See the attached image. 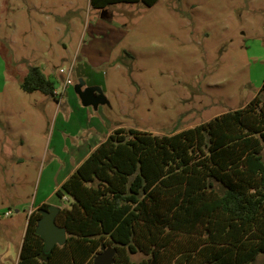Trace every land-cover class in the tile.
<instances>
[{
	"label": "rangeland",
	"instance_id": "374dc122",
	"mask_svg": "<svg viewBox=\"0 0 264 264\" xmlns=\"http://www.w3.org/2000/svg\"><path fill=\"white\" fill-rule=\"evenodd\" d=\"M101 17L121 27L122 40L102 68L115 74V125L172 133L244 106L264 83V0L106 9L90 0H0V264L17 263L27 214L54 186L47 146L60 142L62 129L80 126L57 120L61 108L52 96L24 91L20 81L34 65L54 73L57 86L66 76L61 68L73 65L71 78L79 81L77 52L91 34L105 32L94 28ZM52 201L70 206L57 195Z\"/></svg>",
	"mask_w": 264,
	"mask_h": 264
},
{
	"label": "trees",
	"instance_id": "16d2710c",
	"mask_svg": "<svg viewBox=\"0 0 264 264\" xmlns=\"http://www.w3.org/2000/svg\"><path fill=\"white\" fill-rule=\"evenodd\" d=\"M158 0H90L95 9ZM24 91L57 98L56 79L39 65ZM70 196L55 222L64 244L46 248L29 213L17 264H264V83L244 106L167 134L115 128L56 191Z\"/></svg>",
	"mask_w": 264,
	"mask_h": 264
},
{
	"label": "crops",
	"instance_id": "0c3cea01",
	"mask_svg": "<svg viewBox=\"0 0 264 264\" xmlns=\"http://www.w3.org/2000/svg\"><path fill=\"white\" fill-rule=\"evenodd\" d=\"M105 13L104 10L101 15L105 16ZM103 20L102 17L95 19L94 28L105 29V32H101L94 39V35L91 34L90 38L92 39L77 52L76 57L79 58L75 62L74 74L80 80L75 81L72 79V83L66 86L64 93L58 95L57 98L52 96L57 106L61 108L57 120L61 119L63 123L77 119L80 126L75 132L62 129L60 142L55 144L52 139L47 146V153L51 155V163H55L54 168H56V173L52 177L55 180L54 186L51 192L42 199L41 203L31 207L27 218L29 213L44 202H48L57 208L66 207L56 205L57 203L52 201V197L57 195L58 188L115 128L121 126L118 123L115 125V103L112 100H115V74L110 76L109 73L112 71L102 70L104 65L112 59L113 48H116L122 40L119 33L121 27L115 21H111L113 24L111 26ZM108 29H110L109 32ZM93 41H96V43H92ZM76 57H74L72 63ZM40 67L48 75L47 68L43 65H40ZM53 74L48 76L54 79L57 78ZM65 82L66 76L57 86L56 91L62 90ZM87 92L90 93V99L84 96ZM44 137L46 138L45 135ZM21 143L23 144L24 140H21ZM59 198L67 199L69 204L73 201L67 195Z\"/></svg>",
	"mask_w": 264,
	"mask_h": 264
},
{
	"label": "water",
	"instance_id": "95a60500",
	"mask_svg": "<svg viewBox=\"0 0 264 264\" xmlns=\"http://www.w3.org/2000/svg\"><path fill=\"white\" fill-rule=\"evenodd\" d=\"M84 96L90 99L89 92L85 93ZM57 211L58 208L54 206V208L50 212L46 213L41 220L39 232L45 238L47 250H50L56 244L62 245L67 240V230L55 222V215ZM115 253L116 248L114 246H108L98 255L96 258V264H111Z\"/></svg>",
	"mask_w": 264,
	"mask_h": 264
},
{
	"label": "built area",
	"instance_id": "2783aa9c",
	"mask_svg": "<svg viewBox=\"0 0 264 264\" xmlns=\"http://www.w3.org/2000/svg\"><path fill=\"white\" fill-rule=\"evenodd\" d=\"M73 67L74 66L71 65L70 68H61V72H63V73L66 74V82H65V86H64V88L62 90L60 89L59 91H56L57 96L60 95L61 93H64L65 90H66V86L68 84H71L72 83L71 75H72V72H73ZM6 214L7 215H11V211H8Z\"/></svg>",
	"mask_w": 264,
	"mask_h": 264
}]
</instances>
